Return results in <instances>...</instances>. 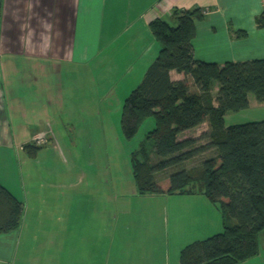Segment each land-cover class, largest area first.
Masks as SVG:
<instances>
[{
  "label": "crops",
  "instance_id": "obj_1",
  "mask_svg": "<svg viewBox=\"0 0 264 264\" xmlns=\"http://www.w3.org/2000/svg\"><path fill=\"white\" fill-rule=\"evenodd\" d=\"M194 7L206 10L196 24L195 59L223 65L264 58V27L256 22L264 12L262 0H0V156L16 151L15 177L20 170L19 182L17 177L5 181L1 173L0 182L19 199L25 182L30 183V191L25 190L29 194H24L26 219L16 232L0 235V264H102L103 257L86 248L100 244L119 225L128 238L130 220L137 233L148 232V239L137 242L136 252V242L128 239V254L114 262L179 264L185 245L223 230L221 211L202 193L139 196L134 189L119 191L121 181L110 173L109 188L73 196L70 188L84 183L85 176L59 180L57 189L52 170L39 175L45 161L37 155L47 144L55 150H61L60 140L67 147H82L77 131L87 115V88L96 91L126 78L134 79L129 85L134 88L159 49L150 21L157 17L172 21L174 8ZM170 77L179 81L184 76L171 70ZM187 79L191 82L190 76ZM217 90L213 84L214 95ZM248 99V109L264 107L253 94ZM52 127L58 128L57 135ZM41 133L48 141L30 157L24 146L36 145ZM144 202L147 205L135 207ZM258 242V254L241 264H264V230ZM29 244L35 246L31 254ZM75 247L85 250L74 254ZM158 251L166 254L158 257Z\"/></svg>",
  "mask_w": 264,
  "mask_h": 264
},
{
  "label": "trees",
  "instance_id": "obj_2",
  "mask_svg": "<svg viewBox=\"0 0 264 264\" xmlns=\"http://www.w3.org/2000/svg\"><path fill=\"white\" fill-rule=\"evenodd\" d=\"M205 14L201 7L174 8L172 21L160 17L150 21L158 53L123 100L120 127L130 140L148 117L154 118V127L130 154L137 195L202 193L221 211L223 230L185 245L179 264H241L258 254V236L264 230V120L227 126L224 117L247 109L249 94L264 103V58L223 65L195 59L196 24ZM256 22L264 27V12ZM171 70L183 79L171 80ZM203 123L208 124L202 134L208 145L179 138ZM24 148L34 157L41 146L29 143ZM205 149H214L215 156L186 166ZM162 172L168 173L167 188L156 179ZM24 211V202L0 182V235L16 232Z\"/></svg>",
  "mask_w": 264,
  "mask_h": 264
},
{
  "label": "rangeland",
  "instance_id": "obj_3",
  "mask_svg": "<svg viewBox=\"0 0 264 264\" xmlns=\"http://www.w3.org/2000/svg\"><path fill=\"white\" fill-rule=\"evenodd\" d=\"M133 80H134L133 78L131 79L126 78L120 80L117 84L111 87H109V84H104L96 91H93L94 89L93 87L87 88L88 91L86 94L89 99V102L87 103V115L84 122H82L81 128H79L77 131V136L80 132L82 134V139H83L82 142H84L82 147H80L79 149H75L70 146L68 147L64 146L62 145V141L60 139L59 142L61 144L60 145L61 150H57V148L55 150L52 147H49L47 144L45 147H43V151H40V153L37 155L39 158L38 160L45 161L44 163L41 164V169L43 171L39 173L40 176H44L45 171L52 170L53 172L50 174L52 177L51 181L57 187V189L59 188L57 183V181L59 180L65 179L66 181H68L71 179L72 181H76V180H80L83 176H85L84 183L78 186L75 185L74 187L70 188L72 194H74L73 196H80V194L82 193H87V194L92 193L94 195L97 190L100 191L99 190L100 187L101 188L104 187V189H106L110 184L109 181L110 173H112L116 181L117 180L121 181V187H118L119 191L130 193L132 189L136 190V185L130 163V154L133 150L139 147L140 143L145 138L146 132H148L150 129L154 127V118L153 116L148 117L141 124L139 131L132 139L127 140L123 136L120 127L121 108H122L123 100L133 89L132 87L133 85L129 87L130 83L133 82ZM214 86L216 89L217 88L216 81H214ZM191 88L194 89L192 83H191ZM117 100H119V104L117 103ZM252 119H256L258 121L263 120L264 107H261L260 109L247 108L238 112H228L224 117V123L225 125L228 126V125L253 121ZM52 129L55 130V133L58 130V128L56 127H52ZM207 130H208V124L203 123L202 125L198 126L197 129L191 132H188L186 134H180L179 138L180 139L195 138L197 140L196 143L198 146H203L204 144L208 145V141L202 137V134L205 133ZM57 134L58 133H56V135ZM58 138H62V137L59 136ZM151 150H152V145L150 146V152ZM6 154H7L6 157L4 155L0 156V167L3 166V168L0 170L1 171L0 173L2 177H4L5 181L8 180L13 181V178L16 180V177L18 181L20 174L19 168H18V175H16L15 177V174H13L15 166H16L15 169L16 171L18 167L17 152L13 151L12 152L13 156L12 154H10V152H7ZM212 156H215V150L205 149L203 153L187 161L186 166L189 168L197 166L204 159ZM151 157H152V162H155L158 159L154 152H151ZM43 172L44 174H42ZM167 176H168L167 172L156 174V179L158 183L161 186L167 185L166 188L169 185V180ZM20 179H22L23 182H25L24 177ZM107 180L109 181L108 183ZM25 183H26L24 185L25 190L30 191V183L29 182H25ZM19 184H20L19 185L20 188L22 186V189H24L23 184H21V180ZM15 185L9 184L10 187L12 186L14 188ZM44 187H45L44 185L39 186L38 189H41L40 191H44L42 190L45 189ZM25 190H22L24 193L21 194L23 198L21 200L24 202L26 209L28 198H25L24 194L25 193L29 194V192H26ZM76 198L79 201L78 197ZM122 204L123 203L121 201L120 207H122ZM141 204H143V206L147 205V203L145 202L137 203L135 204V207H140ZM82 206L83 205L78 204V207L81 208ZM72 218L75 219L76 217L74 216ZM23 219L24 220L26 219L25 212ZM43 219L47 220L46 217H44ZM30 220H31V215L28 217L27 223H30ZM131 222L132 221L130 220V222L128 221L126 223L130 225L128 226L129 228L128 238H127V234L123 232L124 227L122 228L121 231V226L119 225L117 231L114 230L109 232L108 235H105L104 237L101 238L100 244H93L91 246H88L86 248L88 250L86 251L87 252L95 251V254H97L98 256H102L103 257L102 262L104 261L102 264H120L119 262H114L113 260L114 259L119 260L120 256H123V254L124 256H126V254H128L127 251L129 252V248H130V244H128L127 242L128 239H131V241L133 240V242H136L134 244L135 247L134 252H136L135 249L138 247L137 242H144L146 241V239H148L147 237L148 232H144V234L137 233L138 229L136 230ZM66 223H69V221H66ZM78 224L79 223H77L76 225ZM126 224L125 227H127ZM139 228L142 230L144 229L143 225H139ZM76 232L77 230L73 231L72 232L73 235L76 234ZM135 235H136V240H135ZM123 237L125 239H123ZM34 247L35 246L33 245L31 246V244H29L27 249V254H31L32 251L35 250ZM67 249H71V248H67ZM55 250L58 251L56 253L58 254L60 248L58 246H55ZM80 250L82 252V250L85 249L75 247L73 248L74 251L73 253L78 254ZM142 253L147 254V252L145 251H143ZM155 254L159 257L165 255L166 252L164 251L163 253L158 251ZM131 255H135V253L133 254L131 252ZM114 256H117L118 258H114ZM170 259L171 260L173 259L172 254ZM134 263L143 264V262L141 263L138 261L137 262L135 261ZM74 264H78V263H74ZM96 264H101V263H96ZM157 264H159V261Z\"/></svg>",
  "mask_w": 264,
  "mask_h": 264
},
{
  "label": "built area",
  "instance_id": "obj_4",
  "mask_svg": "<svg viewBox=\"0 0 264 264\" xmlns=\"http://www.w3.org/2000/svg\"><path fill=\"white\" fill-rule=\"evenodd\" d=\"M262 1L264 2V0H262ZM46 142H47V139H46L45 133H41V134L37 135L35 138L36 145H41V144H44Z\"/></svg>",
  "mask_w": 264,
  "mask_h": 264
}]
</instances>
